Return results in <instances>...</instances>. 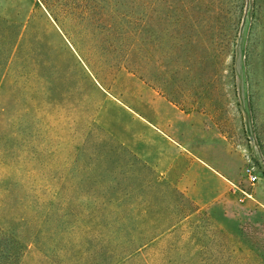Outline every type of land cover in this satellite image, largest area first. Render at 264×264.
Instances as JSON below:
<instances>
[{
	"label": "rangeland",
	"instance_id": "rangeland-1",
	"mask_svg": "<svg viewBox=\"0 0 264 264\" xmlns=\"http://www.w3.org/2000/svg\"><path fill=\"white\" fill-rule=\"evenodd\" d=\"M72 1H87L85 13H125L136 23L135 40L130 29L120 38L94 35L88 24L81 30L69 13L84 10ZM10 13L32 20L58 65L55 91L38 85L14 99L25 107L31 159L43 162L55 189L78 210L106 206L109 220L121 218L124 238L133 225L139 239L154 238L131 264H181L200 252L219 264H264V209L223 219L185 192L190 180L180 177L187 163L180 154L204 135L166 103L156 101L158 118L135 96L121 95L144 81L181 109L203 111L245 165L264 175V0H0V14ZM7 80H0V98ZM138 137L155 161L122 142ZM101 189L105 196L90 198ZM37 261L28 253L25 264Z\"/></svg>",
	"mask_w": 264,
	"mask_h": 264
},
{
	"label": "trees",
	"instance_id": "trees-1",
	"mask_svg": "<svg viewBox=\"0 0 264 264\" xmlns=\"http://www.w3.org/2000/svg\"><path fill=\"white\" fill-rule=\"evenodd\" d=\"M44 4L48 6L47 1ZM70 4L84 10L69 13L81 30L88 24L94 35L105 32L120 38L130 29L135 40L136 23L125 13H85L92 8L87 1H81L83 6L75 1ZM100 4L105 3H95ZM57 73V62L32 20H24L19 13L0 14V80L6 77L12 83L0 98V264H25L28 253H37L34 264H131L133 256L154 238L139 239L136 225L134 234L129 233L131 238H124L121 218L114 224L106 206L78 210L71 195L66 198L53 187L55 178L44 176L43 162L31 159L25 107L22 102L18 111L14 99H23L38 85L55 91ZM92 195L90 198L97 199L106 192L95 190ZM114 211L122 217L120 207ZM192 259L185 258L181 264H219L202 252Z\"/></svg>",
	"mask_w": 264,
	"mask_h": 264
},
{
	"label": "crops",
	"instance_id": "crops-1",
	"mask_svg": "<svg viewBox=\"0 0 264 264\" xmlns=\"http://www.w3.org/2000/svg\"><path fill=\"white\" fill-rule=\"evenodd\" d=\"M121 95L130 98L135 96L158 118L162 112L154 107L156 101L166 103L173 108L179 122L186 124L188 122L187 126L191 123L189 127L199 130L204 135V138L201 137L198 142L194 143V150L184 148L180 154L187 162L184 173L180 177L184 179V183H187L188 179L190 180L185 185V192L189 193L191 202L195 200L200 208L215 211L223 219H231V217H239V215L244 218L253 217L256 212L264 209V175L255 172L258 179L255 182L250 181L245 173V155L239 148L227 142V138L220 130L209 124L206 113L181 109L163 93L153 89L144 81H135V85L130 84ZM136 117L150 125L142 116L136 115ZM192 122L195 124L193 125ZM151 126L156 132L162 130L157 125L151 124ZM209 135H211L210 138ZM122 142L143 161L147 163L155 161L150 158L151 154L141 148L140 144L147 143L144 138L138 137L137 141L130 143ZM149 142L153 144V141ZM156 160L159 158L156 157ZM172 167L175 166L171 164L159 168L168 169L169 172ZM248 208L254 210H248Z\"/></svg>",
	"mask_w": 264,
	"mask_h": 264
},
{
	"label": "built area",
	"instance_id": "built-area-1",
	"mask_svg": "<svg viewBox=\"0 0 264 264\" xmlns=\"http://www.w3.org/2000/svg\"><path fill=\"white\" fill-rule=\"evenodd\" d=\"M255 167L253 165H247L245 167V173L249 177L250 181L255 182L258 179L257 174L255 173Z\"/></svg>",
	"mask_w": 264,
	"mask_h": 264
}]
</instances>
